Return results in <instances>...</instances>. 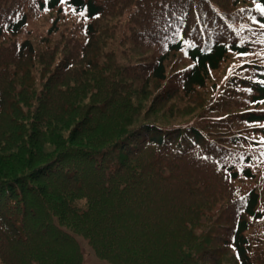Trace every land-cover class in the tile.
Here are the masks:
<instances>
[{
    "label": "trees",
    "instance_id": "trees-1",
    "mask_svg": "<svg viewBox=\"0 0 264 264\" xmlns=\"http://www.w3.org/2000/svg\"><path fill=\"white\" fill-rule=\"evenodd\" d=\"M75 236L264 264V0H0V264Z\"/></svg>",
    "mask_w": 264,
    "mask_h": 264
},
{
    "label": "rangeland",
    "instance_id": "rangeland-1",
    "mask_svg": "<svg viewBox=\"0 0 264 264\" xmlns=\"http://www.w3.org/2000/svg\"><path fill=\"white\" fill-rule=\"evenodd\" d=\"M48 20H50V19H48ZM34 30H35V27H34ZM119 31H122V29L119 28ZM28 36L29 35L24 36V37H28ZM75 240H76L78 247L82 253L83 263H85V264H105V262L103 260L98 259L94 256V254L91 252V250L86 245V242L81 237L75 236Z\"/></svg>",
    "mask_w": 264,
    "mask_h": 264
}]
</instances>
